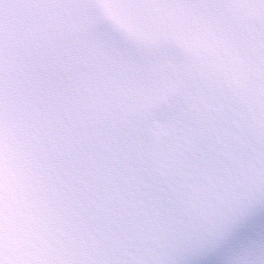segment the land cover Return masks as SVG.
Listing matches in <instances>:
<instances>
[{
    "label": "snow or ice",
    "instance_id": "1",
    "mask_svg": "<svg viewBox=\"0 0 264 264\" xmlns=\"http://www.w3.org/2000/svg\"><path fill=\"white\" fill-rule=\"evenodd\" d=\"M0 264H264V0H0Z\"/></svg>",
    "mask_w": 264,
    "mask_h": 264
}]
</instances>
